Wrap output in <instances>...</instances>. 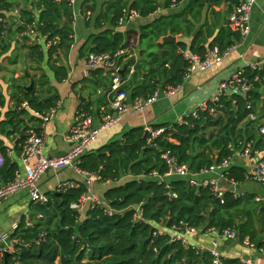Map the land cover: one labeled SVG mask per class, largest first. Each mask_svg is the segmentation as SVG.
Masks as SVG:
<instances>
[{
	"label": "trees",
	"instance_id": "obj_1",
	"mask_svg": "<svg viewBox=\"0 0 264 264\" xmlns=\"http://www.w3.org/2000/svg\"><path fill=\"white\" fill-rule=\"evenodd\" d=\"M241 1L231 0L237 6ZM220 2L190 0L183 10L161 15L140 26L136 37L140 49L138 54L142 52L140 57L137 60H121L124 68L127 66L123 88L131 90L133 99L146 98L159 88L168 90L183 83L190 63L182 51L188 45L182 41L168 42L158 53L156 42L170 32L173 35L183 32L184 27L192 34L206 5ZM171 4L172 0L164 1L165 8L171 7ZM15 6L10 0H0V11L11 10ZM159 7V0H114L106 3L104 8H99L96 0H83L81 11L85 17L90 16V23L93 22L98 32L90 36L82 50L101 54L128 47L131 44L130 35L127 37L116 31L124 10L135 9L141 17L148 18ZM19 20L16 32L31 41L28 53L32 64L37 65L35 69L42 70V64L46 63L57 82L67 79L69 68L63 64L61 55L66 58L75 41L72 27L74 5L69 0H26L20 9ZM33 23H36V32L42 37L41 42L29 37V26ZM38 23L41 24L40 31ZM9 29L6 15L2 12L0 58L11 48L5 40ZM202 33H197L190 45L191 51L201 58L216 46L221 52L232 46V43H220V38L209 45L201 44ZM49 41L53 44L46 47ZM247 74L254 81V89L247 94L236 92L231 96L224 95L218 104L209 101V107H214L216 114L205 110L200 111L198 117L186 116L183 122L153 125V129L164 128L163 134L153 141L156 146L148 144L150 132L144 127H137L124 133L121 139L85 153L80 168L99 175L102 182L118 181L124 174L145 177L107 189L104 199L113 210L111 214L96 206L80 219L73 205L79 202L85 191L83 183L79 187L47 195L49 201L46 204L36 203L32 208L36 213H44V220L34 217V226L26 227L25 216L22 218L12 235L21 241L16 244L14 253L4 255L3 264H216L207 249L172 239L169 230L181 222L203 233L212 229H237L238 239L245 241L249 238L251 244L264 250V239L252 223L255 210L253 212L252 208L246 207L248 202L244 196H237L228 190L222 200L209 188L192 185L185 178L174 177L168 185L166 181L152 177L155 171L160 174L168 171V165L161 157L167 149L176 156L179 164H187L193 174L231 158V145L238 148L244 141H254L257 149L264 150V138L259 133L260 122L249 118L251 114H257L260 106L264 110V96L259 90L264 82V73L261 74V81L255 80L256 71L249 70ZM109 76L111 72L100 67L84 81L95 89L99 86L110 89ZM47 78L43 72L41 79L34 80V87L28 91V86L23 84L15 87L18 96L16 109L0 122L1 135H18L29 128L23 117L28 109L22 107L23 103L39 114L41 123V115L57 107V93L45 98L38 94V84ZM91 104L86 102L84 108L89 110ZM3 105L4 98L0 95V108ZM24 140L21 138L15 148L20 149ZM8 148L4 139L0 138V151L5 157ZM17 167L16 163L6 159L0 169L1 178L7 182L13 180ZM225 175L229 180L241 183L246 178V171L234 166ZM170 192H175L177 197H172ZM135 206L143 208L142 221L134 219ZM162 228L167 231L161 232ZM222 264L243 263L240 258L222 257Z\"/></svg>",
	"mask_w": 264,
	"mask_h": 264
},
{
	"label": "crops",
	"instance_id": "obj_2",
	"mask_svg": "<svg viewBox=\"0 0 264 264\" xmlns=\"http://www.w3.org/2000/svg\"><path fill=\"white\" fill-rule=\"evenodd\" d=\"M10 1L16 6L11 10L0 11V13L3 12L6 15L7 24L10 27L9 31L5 33V40L7 43L11 44L10 50L0 58V95L4 98V105L0 108V122L7 118L9 112L16 109V100L18 96L15 87L18 86V84H23L26 87L30 86L32 81L35 82L34 80H40L41 74L45 72L48 78L38 84L37 91L42 98L53 93L58 94L59 100L56 112L50 121L41 123L38 120V118H40L39 114L26 107L28 110L23 117L27 121L29 127L36 128L40 133L45 135L46 144L44 152L47 155H62L70 148L69 143L64 139V135L70 130L75 114L79 108H83L86 102H92V113L96 115V125H100L102 122L101 117L97 115L99 110L105 108L112 111L110 107L111 101L114 98V94L111 92L112 71L105 69L111 72V76H109L110 89H104L103 86H99L95 89L94 86L84 81L86 79L84 70L86 68L87 55L89 52L83 51L82 48L85 46L90 36L97 33L98 30L94 27L93 22L90 23V17L86 18L83 15L81 11L83 0H77L74 5V23L72 25L75 38L74 44L66 58L65 55H61L63 64L69 68V76L62 82L56 81L53 72L50 71L46 63L42 64V70L35 69L37 65L34 66L32 64L28 53V44H30L31 41L23 39L22 34L16 32L17 27L20 25V9L26 4V0ZM96 1L99 8H104L106 3L113 2L114 0ZM159 1V9L148 18L141 17L133 24L121 27L119 30L116 28V31L122 32V34L125 36L127 35V37L130 35L131 37V44L126 48L135 53V56L126 60H137L142 53L139 52L140 55L138 54L140 49L137 47L136 40L139 34V28L142 24H146L170 12H179L190 3V0H181L178 8H165V0ZM236 6L237 4H233L231 0H221L219 4H207L192 34L187 32L186 27H184L183 32L176 35L170 32L176 37L178 42L182 41L188 45L187 49L182 51L183 53L187 51L192 52L190 45L194 37L200 31L203 32L201 44L209 45V43L215 41L216 38H220L219 41L222 44L232 43L228 55L225 56L221 62L213 65L211 68L197 71L189 77H186L183 83L173 92L159 88L157 90V92H159L158 101L141 111L135 110L134 99L131 96V90L128 89V113L115 127L103 130L89 151H96L112 141L121 139L124 133L133 128H148L156 124H174L180 122L186 116L192 115V113L199 108L200 104L214 99L219 92L221 83L232 76L237 70L247 68L250 62L261 61L264 64V0H257L254 4L250 19L251 30L246 35L241 34L240 31H234L229 27L230 15L233 10H235ZM29 7L32 8L31 5ZM65 24L67 25L66 22ZM224 30L225 32H223ZM10 36L12 37L10 38ZM29 37L32 40L38 39V37L30 34ZM158 41L156 42V47L157 52L160 53L164 49V45L168 42L163 43L162 48H160L157 45ZM38 42L40 41L38 40ZM126 68L127 66L123 69L126 71ZM131 69H133V67H131ZM104 81H107V78H104ZM259 90L264 96V82L261 84ZM251 115H254L256 118L252 119ZM251 115L249 117L250 119H257L260 122L261 126L259 128V133L264 138L261 132V127L264 126V110L261 109L260 106L257 114ZM20 135L21 134H11L6 136L0 133V138L4 139L6 145L9 147L5 158L17 164L18 167L16 171L20 170L24 172V163L21 159L22 145L24 142L21 143L20 149L15 148L16 145L20 144ZM248 142L249 141L242 142L238 148L231 145L233 149L231 167L237 166L246 171V178L243 182L231 181L227 177L221 179V170L210 172L203 171L196 174V178L198 180H204L206 178L220 179L223 187L227 189V191H231L232 187V184L229 182L235 183V194L247 198L248 203L246 207L252 208L253 212L255 210V218L252 223L260 236L264 239V184L249 177L257 160L264 156V150L257 149L253 141L254 147L252 152L249 155H244V149ZM0 153L2 152L0 151ZM144 177L145 176L134 177L132 174H124L118 181L111 184L97 181L94 191L98 196L104 198V193L107 189L115 185L123 184L134 178L141 179ZM152 177L157 179L155 176ZM72 179L82 181L83 176L72 167L58 170L51 169L40 178L39 189L42 193L49 196L51 193L56 192L61 182ZM0 180L7 182L4 181L1 176ZM170 180L171 178H169L168 181L170 182ZM36 203L37 202L32 201L28 190H20L6 200L0 202V235L3 233L10 234L18 229L24 216L31 215V217L34 218L36 212H34L32 208ZM243 221L246 222L247 219L244 218ZM215 238L216 233L212 230L205 233L198 231L192 236L191 242L193 245L208 248ZM221 252L226 258H249L252 260L253 264H264V254L261 250L255 246H250L240 239L221 240Z\"/></svg>",
	"mask_w": 264,
	"mask_h": 264
},
{
	"label": "built area",
	"instance_id": "obj_3",
	"mask_svg": "<svg viewBox=\"0 0 264 264\" xmlns=\"http://www.w3.org/2000/svg\"><path fill=\"white\" fill-rule=\"evenodd\" d=\"M77 0H69L72 5H75ZM257 0H242L235 10L230 15L229 27L234 31H240L241 34L246 35L251 30V11ZM181 0H172L171 7L178 8ZM87 16L86 18H89ZM141 18L140 13L131 8H126L123 12L122 17L119 20L118 30L121 27L128 26L136 22ZM29 34L38 37L41 42L42 37L36 32V23L29 26ZM53 42L49 41L46 43V47L52 46ZM231 47L226 51L221 52L216 46L208 52V54L201 58L197 54L192 52H184L185 57L189 61L190 65L186 71L184 79L189 77L191 74L211 68L213 65L221 62L225 56L228 55ZM135 56V53L131 52L127 48H122L113 53H94L89 52L87 55L86 68L84 70V76L90 77L92 72L96 69L103 67L105 69L112 71L111 78V92L114 94V98L111 101L110 107L112 111L102 108L99 110L98 114L102 122L100 125H96V115H94L92 106L89 110L84 107L79 108L75 114L74 121L71 125L70 130L64 135V139L69 143L70 148L62 155L52 156L47 155L44 152V147L46 144V137L44 134L40 133L36 128L29 127L25 132V140L22 145L21 159L24 163V172L18 170L15 173L13 180L8 182H3L0 180V202L6 200L14 193L20 190H28L33 202L46 204L49 201V197L42 193L39 189L40 178L49 170L63 169L67 167L74 168L80 175L83 176L82 181L78 180H67L59 184L56 192H64L69 188L79 187L80 183L85 186V191L82 194L78 203L74 204V208L78 211L80 219H83L86 215V211L90 208H95L96 206L104 208L109 214L113 213V210L107 205L104 198L98 196L95 191V184L100 181V176L97 174L90 173L88 171L82 170L79 166L81 159L85 153H87L91 146L97 141L99 134L103 130H107L115 127L123 117L128 113V92L123 88L125 81L123 80V75L121 70L124 68L121 60L129 59ZM256 71L257 75L255 77L256 81H261V74L264 73V64L261 61L250 62L247 68H242L237 70L228 79L221 83L218 94L211 101L218 104L220 98L224 95H231L233 93L247 94L254 89V81H252L248 76V71ZM178 88V87H176ZM176 88H169L167 91L173 92ZM159 99V92H156L149 97H137L134 99V108L137 111H141L146 107L154 104ZM22 107H28L27 103H23ZM251 106H249L250 108ZM210 110L211 113L216 114V109L210 108L208 102L200 104L199 108L192 113L194 117L199 116L200 111ZM56 112V108L48 110L44 115H41L43 122L50 121ZM252 119L256 117L251 115ZM183 122V119L180 121ZM150 132V138L148 139V144L156 146L153 143L155 138L161 136L164 132V128L153 129L152 127L146 128ZM261 132L264 135V126L261 127ZM253 141H249L244 149V155H249L253 150ZM162 159L168 165V171L164 174H160L157 171L153 172V176L157 177L161 182L166 181L169 185V178L180 177L187 179L190 184L203 186L209 188L218 198L223 200L224 194L227 191L222 185L220 179L206 178L204 180H198L196 174L190 172L189 166L187 164H179L176 156L167 149L162 153ZM5 156L0 153V169L5 165ZM232 165L231 158H226L218 164H214L210 169L204 172H210L214 170H221V179L226 178V173L230 170ZM249 177L255 179L261 184H264V156L259 158L255 164V167ZM113 180H107L105 183H113ZM232 184L231 191L234 192L235 183ZM235 193V192H234ZM172 197H177L175 192H170ZM236 195V194H235ZM136 214L135 220H143V208L141 206H135ZM36 219L44 220V213L37 212L35 214ZM25 226L33 227L34 220L31 215L25 216ZM167 231L166 229H161V232ZM199 230L194 226H190L187 223L181 222L179 225L173 227L169 230L172 235V239L182 241L186 244H192L191 238ZM216 233V238L212 240L210 247L207 249L215 259L216 264H222L223 254L221 252V240H236L238 239L237 229H225L223 231L213 230ZM14 232L3 233L0 235V264H3V257L7 253H14L16 251V244L21 240L13 238ZM245 242L250 246H254L250 243L249 238H246ZM193 245V244H192ZM264 254V250H261ZM243 264H253L252 260L249 258H241Z\"/></svg>",
	"mask_w": 264,
	"mask_h": 264
},
{
	"label": "water",
	"instance_id": "obj_4",
	"mask_svg": "<svg viewBox=\"0 0 264 264\" xmlns=\"http://www.w3.org/2000/svg\"><path fill=\"white\" fill-rule=\"evenodd\" d=\"M38 30L40 31L41 30V24L38 23ZM165 42H172V43H177V39L175 36H173L171 33H168L167 36H163L160 38V40L158 41L157 45L162 48V44L165 43ZM124 73H125V69H122L121 70V74L124 76ZM34 87V82L32 81V83L30 84V86H28L26 89L27 91L32 89ZM25 131H22L21 135H20V138L22 137H25Z\"/></svg>",
	"mask_w": 264,
	"mask_h": 264
},
{
	"label": "rangeland",
	"instance_id": "obj_5",
	"mask_svg": "<svg viewBox=\"0 0 264 264\" xmlns=\"http://www.w3.org/2000/svg\"><path fill=\"white\" fill-rule=\"evenodd\" d=\"M143 76H144V74H143ZM96 186V185H95Z\"/></svg>",
	"mask_w": 264,
	"mask_h": 264
}]
</instances>
